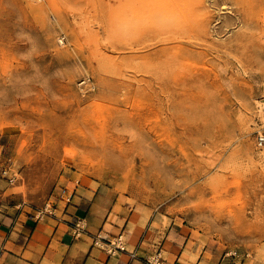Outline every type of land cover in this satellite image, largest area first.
Listing matches in <instances>:
<instances>
[{
	"label": "rangeland",
	"instance_id": "374dc122",
	"mask_svg": "<svg viewBox=\"0 0 264 264\" xmlns=\"http://www.w3.org/2000/svg\"><path fill=\"white\" fill-rule=\"evenodd\" d=\"M0 166L27 216L67 187L264 264V0H0Z\"/></svg>",
	"mask_w": 264,
	"mask_h": 264
},
{
	"label": "crops",
	"instance_id": "0c3cea01",
	"mask_svg": "<svg viewBox=\"0 0 264 264\" xmlns=\"http://www.w3.org/2000/svg\"><path fill=\"white\" fill-rule=\"evenodd\" d=\"M58 196L54 192L51 196L55 216L46 215L53 224L27 216L10 202V198H16L0 189V264H148L147 260L157 251L161 264L235 262L223 257L210 242L202 243L186 225L176 221L164 224L151 220L142 228L127 224L123 229V222L117 217L114 221L107 218L100 225L92 219L91 207L81 197L74 195L65 204ZM78 222H87L89 232L98 230L105 239L122 235L125 251L109 255L92 245L90 234L75 236Z\"/></svg>",
	"mask_w": 264,
	"mask_h": 264
},
{
	"label": "built area",
	"instance_id": "2783aa9c",
	"mask_svg": "<svg viewBox=\"0 0 264 264\" xmlns=\"http://www.w3.org/2000/svg\"><path fill=\"white\" fill-rule=\"evenodd\" d=\"M262 143H263V139L259 138L258 144L261 145ZM0 178H3L7 183H13L16 177L10 167L0 166ZM73 196H74V192L72 190L68 189L67 187H63L60 189L58 198L62 200L65 204H67L71 202ZM44 214L55 216V207L53 206V204L52 205L50 203L46 204L43 212H39L36 215V217L37 218L42 217ZM80 224L81 222L75 224V228H76L74 231L75 236H79V234L83 231ZM92 245L97 248L104 249L109 255H115L118 252L125 251V245L123 243L122 235H118L109 240V239H105L99 233L92 238ZM233 255H235V253H233ZM147 262L148 264H161L162 259L160 256V252L159 251L155 252L147 260Z\"/></svg>",
	"mask_w": 264,
	"mask_h": 264
},
{
	"label": "bare ground",
	"instance_id": "6f19581e",
	"mask_svg": "<svg viewBox=\"0 0 264 264\" xmlns=\"http://www.w3.org/2000/svg\"><path fill=\"white\" fill-rule=\"evenodd\" d=\"M223 8H224V6H223Z\"/></svg>",
	"mask_w": 264,
	"mask_h": 264
}]
</instances>
